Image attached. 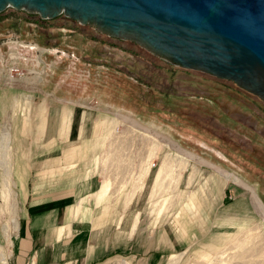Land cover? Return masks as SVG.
Returning a JSON list of instances; mask_svg holds the SVG:
<instances>
[{
  "label": "rangeland",
  "instance_id": "rangeland-1",
  "mask_svg": "<svg viewBox=\"0 0 264 264\" xmlns=\"http://www.w3.org/2000/svg\"><path fill=\"white\" fill-rule=\"evenodd\" d=\"M59 19L36 21L11 6L0 10V264H36L60 248L44 237L43 223L29 227V195L19 196L20 185L29 188L32 178L33 160L22 154L46 149L39 117L45 112L33 111V134L29 109L47 106L57 115L71 106L77 119L90 105L109 109L113 121L105 136L124 140L110 139L102 152L181 156V190L170 187L162 202L174 198L182 206L179 221L165 227L190 248L183 264H264V216L253 205L256 198L264 208V101L229 79L172 64L127 39L111 41L76 20L59 25ZM35 195L44 200L43 192ZM174 209L160 211L165 216Z\"/></svg>",
  "mask_w": 264,
  "mask_h": 264
},
{
  "label": "crops",
  "instance_id": "crops-1",
  "mask_svg": "<svg viewBox=\"0 0 264 264\" xmlns=\"http://www.w3.org/2000/svg\"><path fill=\"white\" fill-rule=\"evenodd\" d=\"M44 108L29 109L27 123L33 134L32 120L38 116L33 111L45 112L39 117L44 139L40 144L46 149L21 153L33 161L29 188L20 185L19 196L29 195L24 206L29 227L43 223L44 237L59 241L60 248L46 252L44 259L37 257L36 264H183L190 248L182 247V236L173 227H165L179 221L182 206L174 198L162 202L170 187L174 193L181 190V156L131 150L104 153L102 144L110 139L124 143L122 138L105 136L113 121L109 109L85 106L73 119L71 106L62 107L57 115L56 109ZM159 170L166 174L162 185L156 184ZM37 192L44 193L43 201L33 200ZM165 207L176 209L163 216L160 209ZM142 224L150 226L143 229Z\"/></svg>",
  "mask_w": 264,
  "mask_h": 264
},
{
  "label": "water",
  "instance_id": "water-1",
  "mask_svg": "<svg viewBox=\"0 0 264 264\" xmlns=\"http://www.w3.org/2000/svg\"><path fill=\"white\" fill-rule=\"evenodd\" d=\"M6 6L63 13L264 100V0H0Z\"/></svg>",
  "mask_w": 264,
  "mask_h": 264
},
{
  "label": "flooded vegetation",
  "instance_id": "flooded-vegetation-1",
  "mask_svg": "<svg viewBox=\"0 0 264 264\" xmlns=\"http://www.w3.org/2000/svg\"><path fill=\"white\" fill-rule=\"evenodd\" d=\"M24 13H25V15L27 16V17H31V18H33L34 20H36V21H43L45 18H57V17H59L60 19H59V21H58V24L59 25H63L67 20L68 21H75L74 19H72V18H70V17H68V16H66V15H64L63 13H58V14H56L55 16H52V17H41V16H39L37 13H35V12H28V11H25L24 10ZM82 24H84V25H89V26H91V27H93V29H94V31H99V30H97L94 26H92V25H90V24H87V23H82ZM105 35H107V37L109 38V39H111V41L112 40H116L118 37H114V36H111V35H108V34H106V33H104Z\"/></svg>",
  "mask_w": 264,
  "mask_h": 264
},
{
  "label": "bare ground",
  "instance_id": "bare-ground-1",
  "mask_svg": "<svg viewBox=\"0 0 264 264\" xmlns=\"http://www.w3.org/2000/svg\"><path fill=\"white\" fill-rule=\"evenodd\" d=\"M6 133V132H5ZM2 135V134H1ZM7 135V134H6ZM5 135V136H6ZM2 137V136H1ZM5 140H7V139H5ZM4 144V143H3ZM7 149V148H6ZM5 157H7V156H5ZM167 160V159H166ZM3 161H5V160H3ZM171 166V165H170ZM168 167V166H167ZM171 168V167H170ZM170 171V170H169ZM177 176V175H176ZM165 177H166V174H164L163 173V171L162 170H159L158 171V173H157V176H156V184H159V185H161L163 182H164V179H165ZM167 177H168V175H167ZM248 187V186H247ZM253 205H254V207L257 209V210H259L262 214H263V216H264V208L262 207V204H260L258 201H257V199L256 198H254V200H253Z\"/></svg>",
  "mask_w": 264,
  "mask_h": 264
},
{
  "label": "trees",
  "instance_id": "trees-1",
  "mask_svg": "<svg viewBox=\"0 0 264 264\" xmlns=\"http://www.w3.org/2000/svg\"><path fill=\"white\" fill-rule=\"evenodd\" d=\"M169 62V61H168ZM242 89V88H241ZM244 90V89H243ZM254 96H256V95H254ZM257 97V96H256ZM259 98V97H258ZM262 100V99H261ZM264 101V100H263Z\"/></svg>",
  "mask_w": 264,
  "mask_h": 264
}]
</instances>
